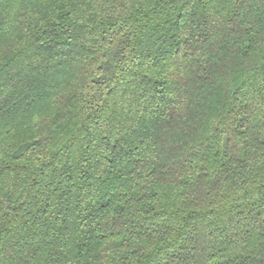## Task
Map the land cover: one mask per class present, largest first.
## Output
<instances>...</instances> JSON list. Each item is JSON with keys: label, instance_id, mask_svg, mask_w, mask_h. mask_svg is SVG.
Returning a JSON list of instances; mask_svg holds the SVG:
<instances>
[{"label": "trees", "instance_id": "trees-1", "mask_svg": "<svg viewBox=\"0 0 264 264\" xmlns=\"http://www.w3.org/2000/svg\"><path fill=\"white\" fill-rule=\"evenodd\" d=\"M0 264H264V0H0Z\"/></svg>", "mask_w": 264, "mask_h": 264}]
</instances>
